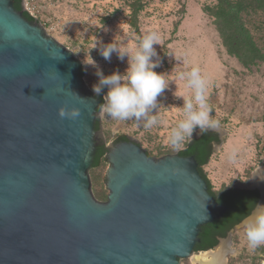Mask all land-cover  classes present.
Segmentation results:
<instances>
[{
	"label": "water",
	"instance_id": "obj_1",
	"mask_svg": "<svg viewBox=\"0 0 264 264\" xmlns=\"http://www.w3.org/2000/svg\"><path fill=\"white\" fill-rule=\"evenodd\" d=\"M80 70L39 20L0 0V264H181L229 208L194 156L156 159L130 137L113 144L109 194L97 201L89 170L102 101ZM62 107L81 115L61 118Z\"/></svg>",
	"mask_w": 264,
	"mask_h": 264
},
{
	"label": "rangeland",
	"instance_id": "obj_2",
	"mask_svg": "<svg viewBox=\"0 0 264 264\" xmlns=\"http://www.w3.org/2000/svg\"><path fill=\"white\" fill-rule=\"evenodd\" d=\"M28 2V3H26ZM217 0H27L24 5L33 9L45 33L69 49L85 71V82L92 95L98 82L97 68L104 75L117 69L123 73L127 58L121 62L115 53L111 61L99 54V40L110 43L117 32L129 44H136L149 30L161 36L156 45L162 66L155 69L167 72L169 89L158 97L159 122L144 129L143 122L118 121L99 113V135L106 142L127 135L138 142L151 157L177 155L186 144L200 133L199 129L183 142L177 151L168 142L172 128L184 118L181 107L184 98L192 95L185 81L176 79L180 71L198 66L209 82L207 103L219 126L221 142L214 144L210 162L204 171L214 190L227 187L253 188L255 182L264 185V62L249 67L224 46L215 19L204 12ZM256 42L264 45V13L252 15L248 24ZM98 44V45H97ZM97 46V48H95ZM107 93V90H106ZM105 93V95H106ZM97 97V96H96ZM110 163L91 168V190L94 198H107L109 190L104 178ZM105 202V201H100ZM229 248L226 264H264V246L249 250L243 230L235 227L222 240ZM200 253H195L198 255ZM181 264H195L190 259Z\"/></svg>",
	"mask_w": 264,
	"mask_h": 264
},
{
	"label": "clouds",
	"instance_id": "obj_3",
	"mask_svg": "<svg viewBox=\"0 0 264 264\" xmlns=\"http://www.w3.org/2000/svg\"><path fill=\"white\" fill-rule=\"evenodd\" d=\"M118 27L121 32L120 25ZM120 32L114 35L110 43L105 44L99 40V54L110 62L115 53L121 62L127 58L128 66L123 73L117 69L110 75H104L92 59V65L97 68L95 75L98 77L92 91L96 96H101L107 89L106 95H103L104 102L99 105L101 114H107L112 120L143 122L144 129H151L159 122L161 101L158 97L163 96L170 86L166 79L168 73L155 71L162 66L160 54L155 47L161 44V36L158 32L149 30L138 43L129 44L122 39ZM176 79L185 81L186 87L192 92L191 96L182 97L184 118L171 129L168 137L171 146L179 151L183 142L190 139L197 129L200 132L215 129L219 126V121L213 118L212 109L207 103L209 82L198 66L180 71ZM80 115L77 108L68 110L62 107L59 110L61 118L76 120ZM237 227L243 230L249 250L264 246V205L255 203L251 212Z\"/></svg>",
	"mask_w": 264,
	"mask_h": 264
},
{
	"label": "trees",
	"instance_id": "obj_4",
	"mask_svg": "<svg viewBox=\"0 0 264 264\" xmlns=\"http://www.w3.org/2000/svg\"><path fill=\"white\" fill-rule=\"evenodd\" d=\"M17 11H22L24 17L31 23L36 19L24 10V0H13ZM205 14L213 17L217 29L222 37L224 46L230 55L236 56L244 66L255 65L264 62V45L260 46L250 32L248 24L252 15L257 12L264 13V0H217L212 6L204 8ZM80 74L85 76L84 68L81 66ZM97 98L103 101V95ZM100 111V109H99ZM96 131L100 130V120L96 121ZM130 141L127 135H120L116 138L115 144ZM221 142L217 132L206 130L199 138H192L180 150L177 155L181 157L194 156L199 163V172L206 180L209 192L217 202L227 206V213L219 220L202 227L199 235L200 243L195 247V253L213 250L219 244V240L226 238L236 226L251 212L255 203L259 202L260 192L256 189L227 187L220 191L214 190L211 181L204 171L213 155L214 144ZM110 150L105 144L97 147V152L91 168H98L103 163H109ZM150 155V153L148 152ZM151 156V155H150ZM99 201H107V198H98Z\"/></svg>",
	"mask_w": 264,
	"mask_h": 264
},
{
	"label": "bare ground",
	"instance_id": "obj_5",
	"mask_svg": "<svg viewBox=\"0 0 264 264\" xmlns=\"http://www.w3.org/2000/svg\"><path fill=\"white\" fill-rule=\"evenodd\" d=\"M256 187L263 190V199L261 205H264V185L259 183L258 179L255 182ZM230 253L229 246L223 242L216 250L200 253L192 257V261L195 264H226L227 255Z\"/></svg>",
	"mask_w": 264,
	"mask_h": 264
},
{
	"label": "flooded vegetation",
	"instance_id": "obj_6",
	"mask_svg": "<svg viewBox=\"0 0 264 264\" xmlns=\"http://www.w3.org/2000/svg\"><path fill=\"white\" fill-rule=\"evenodd\" d=\"M86 93V92H85ZM99 113H100V111H98ZM99 113H98V115H99ZM97 120H100L99 119V117H97ZM96 120V121H97ZM100 128H101V124H100ZM95 131H96V128H95ZM100 131V130H99ZM99 131H96V135H95V141H96V146L98 147V146H101L102 144H105L106 145V147L109 149V150H111L112 149V147H113V144H115L114 142H115V140H112V141H110V142H106V140L103 138V137H101L100 135H99ZM131 140V139H130Z\"/></svg>",
	"mask_w": 264,
	"mask_h": 264
},
{
	"label": "built area",
	"instance_id": "obj_7",
	"mask_svg": "<svg viewBox=\"0 0 264 264\" xmlns=\"http://www.w3.org/2000/svg\"><path fill=\"white\" fill-rule=\"evenodd\" d=\"M25 1H27V0H24V2H23L24 10L27 11L28 13H30V15L35 18L34 14H33V9L28 8L27 6L24 5ZM26 3H28V2H26Z\"/></svg>",
	"mask_w": 264,
	"mask_h": 264
}]
</instances>
